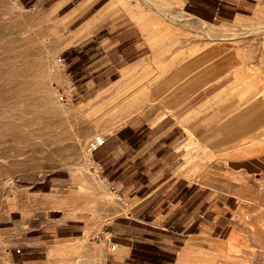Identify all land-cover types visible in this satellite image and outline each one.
<instances>
[{
	"label": "rangeland",
	"instance_id": "obj_1",
	"mask_svg": "<svg viewBox=\"0 0 264 264\" xmlns=\"http://www.w3.org/2000/svg\"><path fill=\"white\" fill-rule=\"evenodd\" d=\"M57 1L0 0V54L4 56L16 39L14 46L32 48L35 58L47 55L54 70L53 77L42 76V84L37 80L47 88L40 93L49 101L40 93L37 97L42 91L35 90L40 88L37 82L33 95L48 101L38 110L50 111L45 114L53 128L49 123L52 131L39 125L34 134L50 137L51 143L62 138L59 144L40 146L44 136L37 134L32 137L34 147L5 151L17 158L13 164L0 160V171L11 176L0 179V264H128L131 256L121 246L135 243L145 227L153 225L167 228L159 230L182 255L177 264H264V198H230L214 229V212L206 209L193 214L188 209V216L177 221L168 216L170 209H127L128 196L117 188L121 171H108L97 163L95 151L90 152L97 136L107 137L123 126L109 122L108 100L121 104L135 95L147 99L126 117L125 125L145 117L159 121L170 114L184 127L187 139L182 146L191 155L183 160L178 175L185 176L186 170L200 175L203 164L223 170L232 159L264 154L261 149H247L264 146V102L254 98L245 83H235L233 61L226 59L235 47L239 52L253 50L248 51L250 60L240 62L245 65L241 71L247 73L246 66L250 67L252 83L264 91V0H213L214 21L206 20V8L200 15L193 12L204 8V0H98L91 13L98 16L101 32L80 53L65 51L77 24L63 20L80 0L61 11L54 7ZM188 14L194 19L186 18ZM178 16L185 20L180 22ZM199 20L206 21L208 29ZM188 21L193 26L188 27ZM134 29L144 34L139 63L126 58L119 66L127 71L113 70L111 61L121 49L113 54L114 49L104 43L112 31ZM257 29L259 33H253ZM57 87L72 97L69 106L59 103ZM190 123L197 128L203 124L198 131L204 138L186 130ZM54 124L60 128L57 138L51 137ZM129 171L142 175V169L134 166ZM131 182L127 184L135 188L142 184ZM178 213L185 214L179 209ZM177 230L182 233L176 234ZM193 232L204 233L217 245H173L181 244L176 237L186 239Z\"/></svg>",
	"mask_w": 264,
	"mask_h": 264
},
{
	"label": "crops",
	"instance_id": "obj_2",
	"mask_svg": "<svg viewBox=\"0 0 264 264\" xmlns=\"http://www.w3.org/2000/svg\"><path fill=\"white\" fill-rule=\"evenodd\" d=\"M74 0H58L55 9L61 11L70 6ZM204 8L200 11L193 10L194 13H205L208 9L206 20H216L213 14L215 1L204 0ZM98 0H80L75 7L70 9L63 20L70 25L77 24L73 35L67 39L65 51L81 52V48L86 44H91L98 34V16L91 13L97 5ZM189 5V3H188ZM204 21V20H203ZM206 22V21H205ZM112 38H108L105 45L111 46L114 50L121 49L117 58L111 61V68L116 71H125V66L119 63L128 61L133 64L139 63L143 55L145 45L144 34L140 29L133 31H112ZM69 59V58H68ZM69 61H71L69 59ZM74 61L72 60L71 63ZM117 62V64H115ZM139 66V65H138ZM115 73L113 72L112 75ZM95 83V82H94ZM144 121H133L105 137V144L97 147L95 151L97 163L105 169L113 170L114 173L121 171L118 175L117 188L123 190V195L128 196L127 209H170L168 216L176 217L180 220L183 216H188V209L193 213L206 209V213L214 212V220L211 227L217 228L216 219L221 218L226 212L227 200L231 199H263L264 198V154H254L251 156L238 157L230 160L223 166V170L210 168V165L203 164L200 175L185 171V176L178 175L181 170L183 160H187L191 151L183 148V141L187 139V133L178 119L174 115H166L159 121H149L145 117ZM193 123L187 124V130L191 135L204 138L205 134H199V129ZM207 135V134H206ZM247 149H261L254 147ZM142 169V175H132L130 167ZM131 181H138L140 184L135 188L134 184H127ZM143 181V182H142ZM134 183V182H131ZM132 186V187H131ZM228 186V190L227 187ZM137 192L135 194L131 192ZM197 196L196 200L194 199ZM135 200V201H134ZM259 203V200H255ZM153 206H151V204ZM178 209L185 214H179ZM203 220L205 214H202ZM166 219V217H164ZM221 220V219H220ZM219 220V221H220ZM153 223L156 222L154 218ZM190 227L193 223H190ZM154 228L145 227L143 236L135 243H128L121 246L123 252L129 258L128 264H149L141 260V257L133 255V251L141 253L157 249L165 256L163 264H177L182 260V255L178 250H173L167 241L162 238L164 232L159 229H167L165 226L153 225ZM172 227V226H171ZM153 233L154 235H151ZM181 234L180 230L175 232ZM202 232L189 233L186 239L176 237L178 245L181 247H205L215 245L204 237ZM217 245V244H216ZM188 251V249H187ZM172 260V262H168Z\"/></svg>",
	"mask_w": 264,
	"mask_h": 264
},
{
	"label": "bare ground",
	"instance_id": "obj_3",
	"mask_svg": "<svg viewBox=\"0 0 264 264\" xmlns=\"http://www.w3.org/2000/svg\"><path fill=\"white\" fill-rule=\"evenodd\" d=\"M150 6H151V3H150ZM157 9H158V6H157ZM158 11H160V10L158 9ZM160 13H161V11H160ZM166 13H164V14L166 15ZM167 18H170V17L167 16ZM184 18L183 19L182 18L180 19L179 16H178V18L176 17V19H178V20L180 19V22L182 20H185ZM186 18H191V19L193 18L194 19V17L191 16V15H189V17H186ZM199 21L204 25V27H206V29H208L207 28V25H208L207 22H205L203 20H199ZM192 22L189 23V21H188L187 22V26L188 27L193 26V23ZM192 30H193V28H192ZM222 32H223V30H222ZM248 32H249V30H248ZM253 33H259V30L257 29V31L255 30ZM207 34L210 37L212 35V34L208 33V31H207ZM238 35H240V33ZM238 35H234L235 37L234 36L233 37L234 38H237ZM241 36H242V34H241ZM241 36H240V38H241ZM216 37H214V38H216ZM233 37H230V38L232 39ZM9 41H10V39H9ZM14 42H17L18 43V41H16V39H15ZM14 42L12 41V44ZM5 44L6 43H4L3 46H5ZM12 44L10 43V45H7V47L8 46L11 47ZM15 44L16 43H14L13 46ZM17 45H16V47L14 46L15 48H13V46H12L11 48L9 47L6 50L4 49L5 51H7L9 53L8 54L6 52V54H8V55H6L3 52L5 54L4 56H6V57L2 56L3 54H0L2 57H4V58L1 57V59H0V160L3 161L2 162L3 165H5V164H10L11 165L17 159L16 157H13V156H10V155L6 154L7 152H5V151L7 149H9V148L11 149L12 148L13 150H15L16 147H21L22 149H29V148L34 147L35 145H34V143L32 141V137L33 136L34 137L35 136H39V135L40 136L41 135L44 136V134H39V132L37 133L39 135H37V134L35 135L34 132L35 131L37 132V129L41 125H42L41 127H43V125H45V127H47L46 125L49 123V117H48L47 114L50 113V111H47L48 113L45 111L47 113V114H45L44 111L41 112V111L38 110L39 107H40V104L42 105V102H43V106H45L46 101L48 100L47 98H45V95L46 94L40 93V92H43V90H46L47 89L46 88L47 86L45 87L46 89H42L43 87L41 88L39 85L42 84L41 83V80H40L42 78V76H43V78H45V77H48V76H52L53 75V72H54L53 67L49 65V62H48L49 61V58L47 57V55H45V57L44 56H39L38 58H35L32 55V50H33L32 48H30V47H19V45L18 46ZM0 48H1V50H3V48L1 46H0ZM4 48H6V46ZM227 50H229V49H227ZM241 51L242 52H239V49L235 47L234 50L231 51V52H229L227 54V57H226V59H228V60L230 59L229 62H231V60L233 61V62H231L232 65H233V68H232L233 69L232 72L234 74L233 79L235 80V83H245L248 86L247 90L254 96V98L260 99V101L262 103V102H264V100H263V98H264V91L262 89H260V88H257L252 83V80L251 79L253 77L251 76L250 67L246 66V68L248 69L247 71H249L247 73L241 71V68L242 67L244 68L245 65L242 66L240 62H242V61L247 62L248 60H250V56L249 55H252L255 52H252L253 50L252 51H249V49H248V51L252 53V54H250V53H248V51L245 50V48L241 49ZM243 63L244 62H242V64ZM245 70L246 69H244L243 71H245ZM39 76H41V77L38 79ZM49 78L51 79V77H49ZM37 80L40 81V84L37 82ZM42 80H44V82H45L46 80H48V78L46 80L45 79H42ZM36 82L38 83L37 85L35 84ZM35 85L36 86H39L40 88H38V87L35 88L36 87ZM45 85H46V83H45ZM262 85H263V83H262ZM52 86H54V88L56 89V85L55 84H53ZM34 88H35V90L42 89V91L41 90L39 92L38 91H34ZM35 92H38V96L37 97H39V93H40V96L41 97L44 95V98L47 99L46 101L44 100L45 101V104H44V101H42L43 100L42 99L43 97L40 98V99H37V97L35 96L34 97L35 99L33 98V95L35 94ZM110 94H112V93H110ZM36 95H37V93H36ZM51 97L52 96H51V93H50V98ZM48 98H49V96H48ZM52 99L53 98H51L50 100H52ZM146 99H147V96H143V97L137 96L136 97L134 95V97H131V98L126 99L121 104H116L117 102L115 103V100H112V101L111 100H108V103H106L105 105H107L110 108L109 122H111L113 124L117 123L116 125L118 127L119 126H122V125L124 126L125 125L124 123H125L126 117L129 116L130 114H132L133 112L138 111L141 108L142 104L144 103V101ZM48 101H47V103H48ZM53 102H55V100ZM48 104H46V105H48ZM43 108H46V106L45 107H41L40 109L42 110ZM47 108H49V106H47ZM49 110H51V108ZM51 116H53V113L51 114ZM53 118H54V116H53ZM53 120H51V121H53ZM50 125L51 124L49 123L48 126H50ZM37 126H39V127L37 128ZM58 127L59 126H57V125L54 126L53 131H55L54 134L55 133L56 134L55 135L54 134L53 135L50 134L51 137L53 136V137H56L57 138V136L60 135V134H58V129H60ZM51 128H53V127H51ZM51 128L47 127V129H50V131H52ZM116 129H118V128H116ZM38 131H40V129H38ZM41 131H42V129H41ZM27 136H30V138H27ZM45 136H44L43 139L41 138L42 140L40 142V146L41 145H44L45 143H46L45 145H48L47 142L51 143L50 142L51 141V138L50 137L47 138ZM60 137H59V139L57 141V142H59V140H60L59 143L62 142L61 141L62 138L60 139ZM38 138H40V137H38ZM54 141H55V139H54ZM57 142L56 143L53 142V143L54 144H59ZM53 143H51V144H53ZM93 149H94V146H93ZM93 149L91 148L90 149V152H92ZM6 177L7 178H10L11 176L9 177V175L7 173H4L3 171H0V179L6 178ZM60 223H62V222H60Z\"/></svg>",
	"mask_w": 264,
	"mask_h": 264
},
{
	"label": "trees",
	"instance_id": "obj_4",
	"mask_svg": "<svg viewBox=\"0 0 264 264\" xmlns=\"http://www.w3.org/2000/svg\"><path fill=\"white\" fill-rule=\"evenodd\" d=\"M148 251H143L141 253H138L136 251H133V255H138L141 257V260L144 262H147L149 264H163L165 259V256L160 254L157 249L151 250V247H149ZM172 262V260L168 261Z\"/></svg>",
	"mask_w": 264,
	"mask_h": 264
},
{
	"label": "built area",
	"instance_id": "obj_5",
	"mask_svg": "<svg viewBox=\"0 0 264 264\" xmlns=\"http://www.w3.org/2000/svg\"><path fill=\"white\" fill-rule=\"evenodd\" d=\"M57 92H58L57 93V98H58L59 103L61 105H63V106H69L72 97L69 96L64 89H61V88H58V87H57ZM105 141H106V139L104 137L97 136L95 138V141H94V149H93V151L97 147H100V146L104 145Z\"/></svg>",
	"mask_w": 264,
	"mask_h": 264
}]
</instances>
